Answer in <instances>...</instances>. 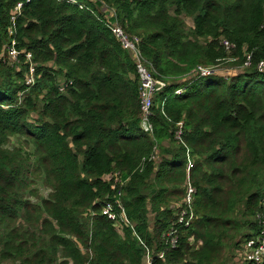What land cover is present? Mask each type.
Wrapping results in <instances>:
<instances>
[{"label": "trees", "instance_id": "16d2710c", "mask_svg": "<svg viewBox=\"0 0 264 264\" xmlns=\"http://www.w3.org/2000/svg\"><path fill=\"white\" fill-rule=\"evenodd\" d=\"M104 6L165 84L151 133L135 62ZM12 40L18 63L7 60ZM0 57V264H227L261 232L264 0H0ZM223 65L239 74L195 73ZM187 151L188 227L172 206L185 199ZM38 177L46 198L31 190ZM114 198L132 226L122 234L102 215Z\"/></svg>", "mask_w": 264, "mask_h": 264}, {"label": "built area", "instance_id": "2783aa9c", "mask_svg": "<svg viewBox=\"0 0 264 264\" xmlns=\"http://www.w3.org/2000/svg\"><path fill=\"white\" fill-rule=\"evenodd\" d=\"M70 2H74V0H70ZM23 4L20 3L16 6L13 16L11 18L13 24L15 23L17 17L21 14ZM104 11L108 14L106 16L107 24L117 38L122 48L125 51H128L131 55L132 59L135 62L137 72L140 80V97H141V110H142V121L141 127L146 133L152 132V126L149 123V118L152 114V107L155 95L161 89L165 87L163 82L157 81L152 75L150 71V66L146 63L145 59L142 57V53L140 51V39L136 36L128 35L124 29L119 26L117 23L111 22V18L114 17L113 10L109 9L107 6H104ZM13 31H10L12 34ZM223 44L227 49H233L234 45L230 44L227 41H224ZM24 54V52H20L16 48L15 40H12L11 45L8 47L7 60L11 63H18L19 56ZM4 56H6L4 54ZM3 58V57H2ZM1 59V57H0ZM32 56L30 53L26 54V62L31 63ZM263 64L260 65L262 67ZM196 75L201 77L212 75L215 70L209 68L199 67L198 72H195ZM34 66H31L29 75L26 76L27 84L30 85L34 82ZM179 130L177 132V139L180 140L182 137V124H179ZM188 157V165H187V179L185 183L186 194L185 199L182 201L183 203L178 206L180 209L179 223L181 225H185L188 227L195 219V212L193 209L194 203V195L196 193L195 188L192 185L191 178L189 176L190 169L193 167V161L191 159L190 152L187 151ZM154 161L158 160V156H155ZM114 180V183H119L118 174L114 175V177H106L105 181L110 182ZM121 197V194H118ZM263 210L260 215H258V222L260 224L261 232L255 237H252L246 241H244L241 245V249L237 252L235 261L238 264H264V197L262 199ZM102 215L107 217L110 221L116 223L117 230L122 234L124 227H132L130 222L126 217V213L124 210V206L121 204L118 198H114L113 201L106 203L102 209ZM173 233H169L167 237L170 238L171 247H176L178 238ZM148 257V264H150V256Z\"/></svg>", "mask_w": 264, "mask_h": 264}, {"label": "rangeland", "instance_id": "374dc122", "mask_svg": "<svg viewBox=\"0 0 264 264\" xmlns=\"http://www.w3.org/2000/svg\"><path fill=\"white\" fill-rule=\"evenodd\" d=\"M186 23H187L189 28L192 27V21L190 19H187ZM222 67H225L224 69H226V70H221L220 69L219 71H216L217 74L223 75L225 77H233V76L239 74V72H236L235 69L228 67V65H223ZM32 116H33V118H32L33 121L37 119V114H33ZM14 145H18V146L25 147V148L27 147V145L24 142L17 141L15 139L12 140V143H11V146H14ZM33 179L35 180V183H34L32 189H31L33 191V194L38 196V197H40V198L48 197L50 192H51L50 188H48L39 177L38 178H33ZM29 197L31 198L32 201H35V202L38 201V199L36 197H33L31 195H29ZM182 203L183 202L181 200H176L175 199L173 201V203H172V206L178 207ZM240 249H241V246H240L239 250ZM234 252L235 251L232 250L228 254V256L226 257L227 264H236L235 260H234V255H233ZM147 260H148V257H147Z\"/></svg>", "mask_w": 264, "mask_h": 264}]
</instances>
